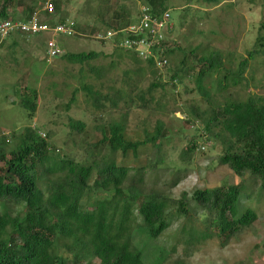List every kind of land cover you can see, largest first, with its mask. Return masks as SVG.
<instances>
[{"label": "trees", "instance_id": "16d2710c", "mask_svg": "<svg viewBox=\"0 0 264 264\" xmlns=\"http://www.w3.org/2000/svg\"><path fill=\"white\" fill-rule=\"evenodd\" d=\"M14 1L23 7L22 17L29 19L39 0L3 1L0 19H12L8 9ZM142 1L140 7L146 6L152 15L165 11L171 14L166 0ZM187 1L190 3L183 8L186 14L193 5V0ZM222 1L227 0H202V4L217 5ZM53 2L56 10L51 15L62 14L65 0ZM49 16L43 17L44 20ZM60 19L63 21L64 17ZM102 20L113 28L132 22L123 8L114 11L110 21L106 22L104 17ZM49 22L53 24L52 20ZM263 29L264 22L252 50H248V56H240L238 62L232 55L226 61L218 49L201 56L197 54L200 45L190 49L191 61L187 63L184 56L176 70L169 68L168 81L161 79L149 60L144 61L135 52L119 46V36L112 47L114 51L129 54L138 65L137 71L144 69L139 63L148 64L155 77L150 89L168 87L170 82L175 87L183 83L184 74L192 77V87L185 81V90L192 94L184 103L185 112L191 116L186 121L189 125L200 123L198 135L182 150V159H192L201 146L199 140L218 141L222 147L220 163L238 176L248 172L257 177L264 189V99L257 94L243 99L228 92L230 87L243 86L251 61L264 53ZM16 34L23 35L19 31ZM36 35L39 34L30 37ZM175 45L167 52L170 57L176 49L181 50ZM96 55L93 51L79 52L69 54V58L73 63H83ZM94 70L98 76L108 71L105 67ZM88 91L98 107L104 105V100L117 107L122 98L121 89L111 96L92 88ZM31 93L34 97L23 104L33 116L38 95L36 90L30 92V96ZM218 95L222 96V101ZM177 109V112L182 111ZM127 117L124 113L118 120L101 121V135L81 141L87 145V160H78L70 154L60 155V150L47 137L49 134L42 136L40 130L32 126H26L20 133L13 132L9 137L0 135V264H144L148 252L134 243L137 235H144L148 242H153L177 222L178 227L181 224L177 228V240L190 250L206 238L217 236L227 240L256 220V212L242 204L244 180L227 187L196 190L192 199L208 217L212 216L211 220H206L213 226L210 236L209 232L198 235L193 228L192 208H187L189 200L173 198L165 189L156 187L146 191L145 166H135L129 161L130 157L137 161L144 147L160 146L158 141L167 136L163 125L158 124L153 134L142 139L127 132ZM84 127V122L71 120L70 128L77 134ZM162 162L159 157L146 167L155 169ZM177 181L174 180L172 186ZM170 209H176L178 214H169Z\"/></svg>", "mask_w": 264, "mask_h": 264}, {"label": "rangeland", "instance_id": "374dc122", "mask_svg": "<svg viewBox=\"0 0 264 264\" xmlns=\"http://www.w3.org/2000/svg\"><path fill=\"white\" fill-rule=\"evenodd\" d=\"M3 1L6 0H0V9ZM46 1L39 0L38 4L43 7ZM143 3L142 0H65L60 15L74 20L85 35H57V43L65 53L53 57L50 62L47 60V37L44 35L14 39L10 36L7 42L1 43L0 135L9 137L13 132H22L26 126H33L49 134L47 137L60 150V155L70 154L78 160H87V145L81 141L99 135L101 121L118 120L127 113V132L142 139L147 134H153L155 127L161 123L167 136L158 141L160 146L140 149L137 161L132 157L128 159L135 166H145L146 191L156 187L165 189L173 198L189 200L187 208H192L193 228L198 235L209 232L210 236L213 226L206 219L211 220L212 216L208 217L205 210L195 205L193 193L215 186L239 184L244 180L242 204L254 210L257 218L249 227L227 240L217 236L206 238L190 250L177 240V228L181 225L178 227L177 222H173L153 242H148L144 235H137L134 243L148 252L144 264H264V189L260 179L248 172L238 176L227 165L221 164L222 147L218 141L205 143L199 140L201 146L192 159L181 158L188 141L198 135L200 123L193 122L191 127L186 121L191 116L185 112L184 103L192 94L185 90V81L192 87V77L182 72L183 83L173 87L170 82L168 87L150 89L155 77L148 64L139 63L144 69L137 71L138 65L129 58V54L114 51L112 39L96 37L100 32L105 34L108 29H113L106 25L102 17L106 22L110 21L114 11L123 8L127 10L129 20L136 21ZM189 3L187 0H166L165 3L174 23L169 37L181 50L176 49L170 57L169 66L160 74L164 81L170 79L169 68L176 70L184 56L187 63L191 61L190 49L200 45L199 56L218 49L226 61L232 55L238 62L240 56H248V50H252L261 32L259 27L264 22V0H227L217 5L193 0L191 11L183 13V8ZM8 12L14 19L22 16L23 7L14 1ZM60 15L49 16L48 20L58 22ZM262 31L261 34L264 29ZM92 51L97 55L83 63H73L69 58L71 53ZM193 61L197 62L196 59ZM101 67L108 69L104 76H98L94 70ZM245 76L247 79L242 82L243 86L230 87L228 92L243 99L250 94L264 99V53L251 61ZM88 88L110 96L121 89L122 98H119L117 107L107 100L103 101L102 107H98L88 94ZM34 90L38 95L35 99L37 108L30 116L23 102L34 97L33 93L29 95ZM217 97L222 101L221 95ZM177 108L182 111L177 112ZM71 120L85 123L80 134L70 128ZM159 157L163 159L161 165L155 169L146 167ZM174 180L178 181L172 186ZM175 210L170 209L169 214H178Z\"/></svg>", "mask_w": 264, "mask_h": 264}, {"label": "built area", "instance_id": "2783aa9c", "mask_svg": "<svg viewBox=\"0 0 264 264\" xmlns=\"http://www.w3.org/2000/svg\"><path fill=\"white\" fill-rule=\"evenodd\" d=\"M41 11L48 14L54 13L55 5L52 0H47L43 7L40 6V10L34 12L29 19L16 17V19L0 20V41L18 31L27 38L32 34H48L47 60L50 62L53 57H58L64 52L57 43V35L75 37L85 34L79 30L74 20L67 19L52 24L49 20H44L42 15L40 16ZM173 28L169 11L152 15L149 8L142 6L136 21H132L125 27L108 29L105 34L100 32L96 37L102 40L112 39L114 42L119 36V46L130 49L144 61L149 60L161 74L169 64L167 52L171 47V42L167 40Z\"/></svg>", "mask_w": 264, "mask_h": 264}, {"label": "clouds", "instance_id": "9594fccd", "mask_svg": "<svg viewBox=\"0 0 264 264\" xmlns=\"http://www.w3.org/2000/svg\"><path fill=\"white\" fill-rule=\"evenodd\" d=\"M38 2H39V1H38ZM52 2H53V1H52ZM53 3H54V2H53ZM37 4H38V3H37ZM54 5H55V4H54ZM40 6H41V5L38 4V7H37V9H36L34 12H36L37 10H40ZM55 10H56V8H55ZM34 12H33V13H34ZM54 12H55V11H54ZM22 13H23V12H22ZM41 14H42V16L44 17V16H46L48 13H45L44 11H41V12H40V15H41ZM51 14H52V13H50V15H51ZM32 15H33V14H32ZM32 15H31V16H32ZM22 16H23V15H22ZM22 16H21V18H23ZM48 16H49V14H48ZM51 16H52V15H51ZM16 17H17V16H16ZM16 17H14V19H16ZM12 18H13V17H12ZM23 19H24V18H23ZM64 19H65V18H64ZM0 20H2V19H0ZM65 20H67V19H65ZM65 20H63V21H65ZM70 20H71V19H70ZM52 21H53V20H52ZM59 21H60V20H59ZM54 22H56V21H53V23H54ZM75 23H76V22H75ZM76 25H77V24H76ZM77 27H78V25H77ZM113 29H116V28H113ZM15 34H16V32L13 33V34H11L10 36L15 35ZM10 36H9V37H10ZM44 36H46L47 38L49 37L48 34H46V35H44ZM22 37H23V38H26L24 35H22ZM7 38H8V37H7ZM7 38H6V39H7ZM6 39H4V40H6ZM4 40L0 41V44H1ZM46 42H47V41H46ZM170 42H171V47H170L169 49L173 48L172 46H174V43H175V42H173V41H170ZM111 44H112V42H111ZM168 51H169V50H168ZM64 53H65V51L62 53V55H63ZM62 55H60V56H62ZM167 55H168V53H167ZM168 59H169V62H170V55H168ZM153 69L156 70L154 67H153ZM157 71H158V70H157ZM158 72H159V71H158ZM32 127H33V126H32ZM40 134H41L42 136H45V133H43L42 131H40ZM2 136H4V135H2Z\"/></svg>", "mask_w": 264, "mask_h": 264}, {"label": "crops", "instance_id": "0c3cea01", "mask_svg": "<svg viewBox=\"0 0 264 264\" xmlns=\"http://www.w3.org/2000/svg\"><path fill=\"white\" fill-rule=\"evenodd\" d=\"M19 17H21V16H19ZM17 37H20V35H19V34H15V35H12V36H11V38H13V39H14V38H17ZM5 41H6V40H5ZM5 41H4V42H5ZM6 42H7V41H6Z\"/></svg>", "mask_w": 264, "mask_h": 264}]
</instances>
